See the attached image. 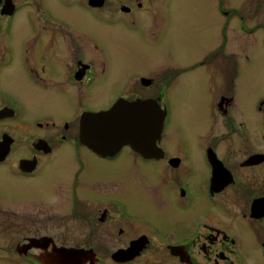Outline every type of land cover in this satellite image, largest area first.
Returning <instances> with one entry per match:
<instances>
[{"label": "flooded vegetation", "instance_id": "obj_1", "mask_svg": "<svg viewBox=\"0 0 264 264\" xmlns=\"http://www.w3.org/2000/svg\"><path fill=\"white\" fill-rule=\"evenodd\" d=\"M226 1L211 5L227 16L222 42L213 26L197 64L156 74L127 72L125 57L166 37L170 0H0V264H54L59 248L87 253L80 264H264V108L251 130L237 121L219 76L225 132L169 128L174 77L203 66L212 87L220 50L228 69ZM105 84L117 90L96 106ZM139 100L164 111L140 148L81 140L84 117Z\"/></svg>", "mask_w": 264, "mask_h": 264}, {"label": "rangeland", "instance_id": "obj_2", "mask_svg": "<svg viewBox=\"0 0 264 264\" xmlns=\"http://www.w3.org/2000/svg\"><path fill=\"white\" fill-rule=\"evenodd\" d=\"M213 4V0H170L166 37L158 36L126 56L124 70L127 68V72H130L128 67L131 65L137 72L153 69L159 74L161 68L165 69L170 65L179 64V67L186 68L197 64L204 53L215 44L213 26L217 31L218 44L222 42L221 29L227 16L212 7ZM223 4L226 8L232 5L237 10L232 12L228 30L229 57L226 60V73L220 69V50L212 87L208 82V70L199 66L174 77L169 89L167 88L171 113L169 128L183 137L193 138L197 134L212 131L219 134L225 132L219 122L220 113L216 106L222 92L220 87L223 80L219 76L226 78L223 83L227 87L226 94L233 95L236 99L233 111L237 121L247 122L251 130L257 126L258 119L262 116L260 108H264V0H227ZM257 21L261 26L253 33L249 34L243 28L245 25L251 27ZM173 72L175 69L171 70L170 75ZM115 90L117 89L105 84L102 90L93 92V104L106 105ZM52 111L60 114L59 108H53ZM214 116L216 119L211 121ZM107 195L120 194L110 189ZM21 261L10 254L11 263L20 264Z\"/></svg>", "mask_w": 264, "mask_h": 264}, {"label": "water", "instance_id": "obj_3", "mask_svg": "<svg viewBox=\"0 0 264 264\" xmlns=\"http://www.w3.org/2000/svg\"><path fill=\"white\" fill-rule=\"evenodd\" d=\"M163 119L164 112L155 101L116 104L107 111L84 117L87 121L82 125L81 140L98 151L116 150L125 142L140 148L146 138L141 134L160 133ZM155 140L154 136L152 141ZM54 255L55 259L49 261L54 264H80L88 257L84 251L72 248H59Z\"/></svg>", "mask_w": 264, "mask_h": 264}]
</instances>
